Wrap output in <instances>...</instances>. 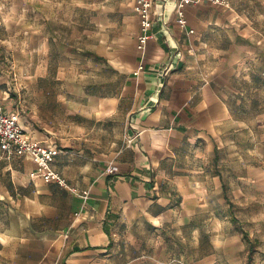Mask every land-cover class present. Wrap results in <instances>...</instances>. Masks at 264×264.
<instances>
[{"label": "crops", "instance_id": "0c3cea01", "mask_svg": "<svg viewBox=\"0 0 264 264\" xmlns=\"http://www.w3.org/2000/svg\"><path fill=\"white\" fill-rule=\"evenodd\" d=\"M135 1L111 10L96 48L89 33L87 59L103 77L75 92L87 117L118 126L109 151L94 153L86 139L61 138L36 124L38 107L31 109L36 128L22 126L36 142L58 148L53 170L88 199L31 178L28 159L0 156V264H206L217 143L236 123L231 102L245 97L241 86L258 62L264 65V0L187 6L184 29L173 11L179 0L156 7L153 0L152 39L137 76ZM18 4L10 5L22 13L24 48L40 50L41 21L54 20L36 5Z\"/></svg>", "mask_w": 264, "mask_h": 264}, {"label": "rangeland", "instance_id": "374dc122", "mask_svg": "<svg viewBox=\"0 0 264 264\" xmlns=\"http://www.w3.org/2000/svg\"><path fill=\"white\" fill-rule=\"evenodd\" d=\"M121 1L0 0V102L19 113L23 127L51 126L55 132H50L61 138L86 139L94 153L109 151L108 144L120 135L118 126L87 117L86 102L76 99L75 92L103 77L93 74L95 58L87 59L89 33L93 32L96 48L102 26ZM13 2L36 5L54 20L51 26L41 21L40 50L24 48L28 35ZM90 17L95 22L92 28L86 21ZM38 71L45 78L39 80ZM250 77V83L241 86L245 97L231 102L236 123L217 143L220 178L207 212L206 264H264V65L258 62ZM32 107H38L39 122Z\"/></svg>", "mask_w": 264, "mask_h": 264}, {"label": "built area", "instance_id": "2783aa9c", "mask_svg": "<svg viewBox=\"0 0 264 264\" xmlns=\"http://www.w3.org/2000/svg\"><path fill=\"white\" fill-rule=\"evenodd\" d=\"M201 2L211 3L213 5L222 4L220 0H179L176 9V22L180 28H186L187 21L184 15V9L187 6H196ZM152 7L153 0H136L134 12L138 17L139 31L137 36L136 52L139 55L140 63L137 76L144 70L143 59L149 41L152 39ZM193 31H189V34ZM131 140H128L130 143ZM59 154L56 146L36 142L27 134L20 122V116L17 111H8L3 105H0V156L7 160L16 158H25L34 164V171L30 173L31 178L40 177L45 183H55L61 188L68 190L70 193L80 196L83 201L88 199L89 193L77 190L68 185L66 180L61 177L52 168V164ZM106 171L112 173L113 167L109 166ZM78 214H75V217Z\"/></svg>", "mask_w": 264, "mask_h": 264}, {"label": "water", "instance_id": "95a60500", "mask_svg": "<svg viewBox=\"0 0 264 264\" xmlns=\"http://www.w3.org/2000/svg\"><path fill=\"white\" fill-rule=\"evenodd\" d=\"M158 2V0H154V5H155V7H156V3ZM176 5L177 4H175V6H174V10L173 11H175V9H176ZM176 49V48H175ZM171 64H169L167 67H165V68H163V69H161L160 70V72H159V77H161V78H165L166 77V75H167V73L171 70Z\"/></svg>", "mask_w": 264, "mask_h": 264}, {"label": "trees", "instance_id": "16d2710c", "mask_svg": "<svg viewBox=\"0 0 264 264\" xmlns=\"http://www.w3.org/2000/svg\"><path fill=\"white\" fill-rule=\"evenodd\" d=\"M251 254H252V253H251V250H250V251H249V256H251Z\"/></svg>", "mask_w": 264, "mask_h": 264}]
</instances>
